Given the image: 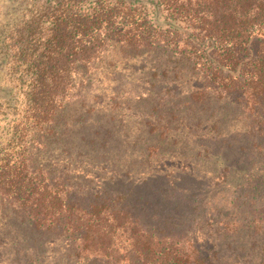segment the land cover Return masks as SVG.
Masks as SVG:
<instances>
[{
    "label": "trees",
    "instance_id": "16d2710c",
    "mask_svg": "<svg viewBox=\"0 0 264 264\" xmlns=\"http://www.w3.org/2000/svg\"><path fill=\"white\" fill-rule=\"evenodd\" d=\"M46 249L264 264V0H0V264Z\"/></svg>",
    "mask_w": 264,
    "mask_h": 264
},
{
    "label": "rangeland",
    "instance_id": "374dc122",
    "mask_svg": "<svg viewBox=\"0 0 264 264\" xmlns=\"http://www.w3.org/2000/svg\"><path fill=\"white\" fill-rule=\"evenodd\" d=\"M134 128H132V130H133ZM138 133V132H137ZM127 138H128V141L130 142L131 140H132V134H128V136H127ZM132 156L133 157H135L136 156V154H132ZM132 157V158H133ZM48 250H50L49 248H48ZM46 251H47V249H46ZM51 252V251H50ZM50 252H48L47 251V254L45 255V261H44V264H53V260L51 259V256H52V253H50Z\"/></svg>",
    "mask_w": 264,
    "mask_h": 264
}]
</instances>
